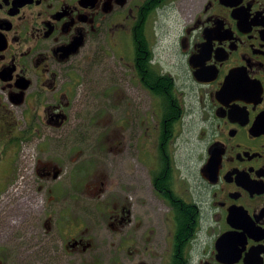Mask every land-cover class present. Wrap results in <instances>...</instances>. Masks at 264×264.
Segmentation results:
<instances>
[{
	"label": "flooded vegetation",
	"instance_id": "flooded-vegetation-1",
	"mask_svg": "<svg viewBox=\"0 0 264 264\" xmlns=\"http://www.w3.org/2000/svg\"><path fill=\"white\" fill-rule=\"evenodd\" d=\"M153 99L147 215L114 196L110 226L131 231L118 249L130 264H264V0H0V170L37 216L22 226L37 236L38 263L53 257L45 237L61 240L57 254L91 248L81 189L99 158L122 168L135 120L150 137V114L131 107ZM185 118L201 127L183 174L171 143ZM56 140L64 158L43 163ZM71 161L72 187L26 195Z\"/></svg>",
	"mask_w": 264,
	"mask_h": 264
},
{
	"label": "rangeland",
	"instance_id": "rangeland-1",
	"mask_svg": "<svg viewBox=\"0 0 264 264\" xmlns=\"http://www.w3.org/2000/svg\"><path fill=\"white\" fill-rule=\"evenodd\" d=\"M134 113L138 116H144L148 112L150 114V137L144 139L142 135V129L137 127L135 120V138L120 146L122 153L120 159H122V168L116 166L115 156H105L98 159L96 171L92 173L90 179L87 180V185L81 189V210L84 212L87 220V232L85 239L92 242V246L88 249L85 255L83 254H67L65 255L60 249L59 254L56 253L54 247L56 244H62L61 240L57 236L45 237V248L49 249L52 254V258L47 264H113V260L118 256L121 264H130L129 255L125 251L118 249L119 245L123 241V246L126 249L129 246L126 233H131L129 225H125L120 228L118 233H115L111 228V220L109 219L111 210L110 203L114 199L116 194H121L119 197L128 199V202L136 209L135 216L137 218L147 215L146 198L149 194L148 186L150 185V177L146 166H144V155L147 151L156 153L158 148V133L152 129L158 125V116L154 111L157 109L156 101L148 103L145 107L135 106L131 107ZM154 110V111H153ZM90 119L86 123H89ZM140 122V121H139ZM96 129L97 127L94 126ZM199 121L193 122L191 119L187 121L185 118L180 126L179 135L176 140L171 144L176 150V159L178 165L181 167L183 174L193 171L191 168V162L193 159V150L199 146V133H200ZM140 129V130H139ZM94 131V128H93ZM95 132V131H94ZM99 129L96 130L94 140L86 141V152L91 147L90 144H96ZM58 141V142H57ZM52 142V141H51ZM63 144L59 140L50 143L49 147L50 155L41 157L43 163L49 160L55 164L61 163ZM143 151L142 153L140 152ZM96 155V154H94ZM90 154L84 153L83 159L88 158ZM150 159L148 155L146 157ZM75 162V161H74ZM73 161L64 164L66 165L65 171L61 174L58 180L48 179L43 181V192L31 189L30 193H26L28 196L38 198H47L51 196L48 192V188L56 186L58 182L65 183L72 187V180L78 179V173L71 175L66 171H73ZM76 163L75 165H78ZM92 164L88 162L83 167L89 171V167ZM6 169L0 170V184L4 181V174ZM7 170V177L9 175ZM98 176H102L104 186L97 185ZM83 179L82 176H79ZM96 188H101V193H94ZM94 191V192H93ZM104 202L106 204H104ZM128 205V203H127ZM32 206L29 204H23L19 207L18 203V191L15 186L9 188H3L0 195V264H46L44 262L38 263L35 257V245L33 242L37 239L36 235H32L26 228L22 226V217H25L28 221L37 216L31 212ZM78 210V206H76ZM104 213L106 216H104ZM45 218V215L42 216ZM119 250L120 252H118ZM118 254V255H117ZM70 255V256H69Z\"/></svg>",
	"mask_w": 264,
	"mask_h": 264
}]
</instances>
